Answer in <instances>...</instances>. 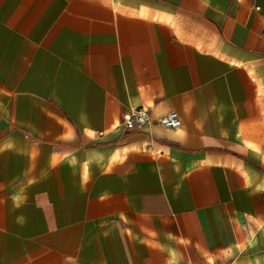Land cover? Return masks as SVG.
Returning a JSON list of instances; mask_svg holds the SVG:
<instances>
[{"label": "crops", "instance_id": "1", "mask_svg": "<svg viewBox=\"0 0 264 264\" xmlns=\"http://www.w3.org/2000/svg\"><path fill=\"white\" fill-rule=\"evenodd\" d=\"M0 264H264V0H0Z\"/></svg>", "mask_w": 264, "mask_h": 264}, {"label": "built area", "instance_id": "2", "mask_svg": "<svg viewBox=\"0 0 264 264\" xmlns=\"http://www.w3.org/2000/svg\"><path fill=\"white\" fill-rule=\"evenodd\" d=\"M150 121L147 107L140 106L127 110L122 117L120 126L124 129H132L135 126H144ZM159 123L168 128H178L181 118L177 111H169L159 118Z\"/></svg>", "mask_w": 264, "mask_h": 264}]
</instances>
